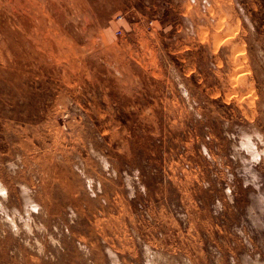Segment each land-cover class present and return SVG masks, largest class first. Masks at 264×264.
Instances as JSON below:
<instances>
[{"label": "rangeland", "instance_id": "1", "mask_svg": "<svg viewBox=\"0 0 264 264\" xmlns=\"http://www.w3.org/2000/svg\"><path fill=\"white\" fill-rule=\"evenodd\" d=\"M0 264H264V0H0Z\"/></svg>", "mask_w": 264, "mask_h": 264}]
</instances>
